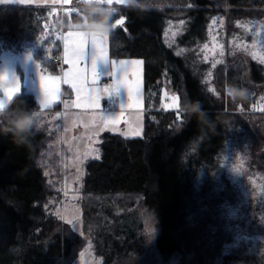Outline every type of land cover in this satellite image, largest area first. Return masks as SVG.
Returning <instances> with one entry per match:
<instances>
[{
    "label": "trees",
    "instance_id": "1",
    "mask_svg": "<svg viewBox=\"0 0 264 264\" xmlns=\"http://www.w3.org/2000/svg\"><path fill=\"white\" fill-rule=\"evenodd\" d=\"M116 7L110 23L123 21L108 33L109 55L143 61V135L101 134L98 156L85 161L79 232L48 208L58 191L41 158L56 133L44 123L23 142L13 136L8 121L39 108L32 92L14 96L0 114V264H70L87 242L102 264H264V246L212 245L203 225L220 228V222L206 221L192 198L194 180L213 166L226 141L239 131L250 134L252 117L264 119V112L247 110L264 97V65L249 63L248 78L243 65L221 64L210 88L163 39L169 20L183 19L197 34L216 12L228 20L264 13V0H136ZM50 12L49 4H0V48L32 44L40 60L44 46L60 51L53 25L61 27V14ZM42 62L53 69L51 59ZM164 76L179 95L178 110L160 104ZM227 85L246 98L234 100ZM143 218H154V237Z\"/></svg>",
    "mask_w": 264,
    "mask_h": 264
},
{
    "label": "rangeland",
    "instance_id": "2",
    "mask_svg": "<svg viewBox=\"0 0 264 264\" xmlns=\"http://www.w3.org/2000/svg\"><path fill=\"white\" fill-rule=\"evenodd\" d=\"M131 1L121 0L116 3L113 0L112 11L116 6L127 5ZM0 4H49L52 7L49 14L51 17L61 14V27L53 25L54 38L60 42V51L52 53L49 46L43 49L42 60L51 59L53 69L36 56L37 49L31 48L32 44H27L26 48L25 45L18 49L0 48V99H5L4 89L12 87L7 71L14 72L19 78L20 92H32L38 104L41 93L36 64L40 65L39 73L59 78L54 83L58 84L62 95L49 109L39 107L36 110L39 125L47 123L56 133L41 160L46 165L45 172L50 176L48 181L55 186V194L58 191L57 196L48 201L49 212H54L69 222L74 230L81 232L79 200L85 161L98 156L101 134L111 131L128 137L143 135L146 111L143 61L138 57H111L109 31L102 35L98 32L89 34L78 26L81 13L85 11L83 0H20L19 3L16 0H5ZM62 14L67 16L65 26ZM183 23V19L167 21L163 28L164 42L175 54L185 59L186 64L206 86L215 87V71L221 64L243 65L248 78L249 63L264 65V13L228 20L224 13L216 12L197 34H191L190 28L187 31ZM82 35L88 40L94 37L98 49L104 52L106 62L97 61L95 83L89 55L90 44L85 45L82 59L76 60L75 65L70 62L75 59L71 55L72 48L79 46ZM55 56H58V60H54ZM111 67L112 74L106 75ZM77 69L83 70L87 78L81 96H87L89 88L97 89L93 96L98 98L99 107H94L87 100H82L79 107L73 103L77 100V93L75 89L70 90V85L63 80L65 73ZM169 80L166 76L161 80L163 87L160 104L164 109L178 110L179 95L171 88ZM118 81L127 83H121L116 88ZM137 84L138 104L135 102ZM129 86L132 88L131 99L128 95ZM109 99L113 103L104 108L103 102ZM9 103L5 99L6 106H0V109ZM249 129L250 134L239 131L238 135L230 137L216 156L213 166L201 171L193 182L192 198L199 203L202 216L206 221L220 222V228L215 223L211 226L203 225L211 233L209 238L212 245L224 243L229 248L247 245L251 249L264 246V119L252 117ZM143 221L148 237H154V218H143ZM70 264H102V259L94 255L91 242H87Z\"/></svg>",
    "mask_w": 264,
    "mask_h": 264
},
{
    "label": "snow or ice",
    "instance_id": "3",
    "mask_svg": "<svg viewBox=\"0 0 264 264\" xmlns=\"http://www.w3.org/2000/svg\"><path fill=\"white\" fill-rule=\"evenodd\" d=\"M0 2H5V0H0ZM16 2H20V0H16ZM108 3L112 4L113 0H107ZM121 0H116V3H120ZM75 11V9H73ZM113 11H115L113 9ZM121 20H116L115 24L113 25V28H115L117 25H121ZM59 38V37H58ZM90 44L91 45V51L89 53L91 62H92V74H93V83H95V77L97 75V61H105L104 58V52L103 49H98L97 42L95 38L93 37L91 40L86 39L83 35L81 36L79 46H73L71 55L75 59L70 61L75 65L76 60L82 59L85 55V45ZM206 47V46H205ZM106 62V61H105ZM123 63V62H121ZM111 64V62H110ZM40 65L36 64V70L39 76L38 86L41 95L38 97L39 100V107L42 109H49L52 104L62 95L61 90L58 86V84H55L54 81L58 80L59 78L56 77H46L45 75L38 72ZM123 69H121L122 71ZM112 74V67L109 72L106 73V75ZM7 75L9 77L10 83L12 87L5 88V99L8 102H11L15 97H17V94L20 92V84H19V78L15 75L14 72L9 73L7 71ZM63 82L65 84L70 85V90L75 89L77 93V100L73 103L79 107L82 100H87L89 103H91L94 107H99L98 98L93 96L94 92H97L98 90L95 88H89L88 94L85 97L81 96V93L84 90V85L87 83V78L85 75V72L83 70L77 69L76 71H70L68 73H65V77ZM121 83L126 84V81H118L116 88H119ZM105 91H108V89H105ZM128 95L129 98H132V88L131 86L128 87ZM5 99H0V106H6ZM135 102L139 103V86L137 84L136 89V100ZM67 104V102H65ZM179 115V114H178Z\"/></svg>",
    "mask_w": 264,
    "mask_h": 264
},
{
    "label": "clouds",
    "instance_id": "4",
    "mask_svg": "<svg viewBox=\"0 0 264 264\" xmlns=\"http://www.w3.org/2000/svg\"><path fill=\"white\" fill-rule=\"evenodd\" d=\"M132 3H136V0H132ZM83 6L85 7V11L81 13V19L77 22L81 29L89 34L98 32L101 35L110 31L112 8L107 0H83ZM226 87L229 89L228 95L232 96L234 100H242L246 98V92L242 89L236 88L235 85H227ZM193 103L195 104V107L192 111L197 114L201 111L199 102ZM21 111L23 112V115L17 119L8 121V124L13 136L23 142L33 133V130L40 125L35 109H22ZM2 113L3 109H0V114Z\"/></svg>",
    "mask_w": 264,
    "mask_h": 264
},
{
    "label": "built area",
    "instance_id": "5",
    "mask_svg": "<svg viewBox=\"0 0 264 264\" xmlns=\"http://www.w3.org/2000/svg\"><path fill=\"white\" fill-rule=\"evenodd\" d=\"M59 56V55H58ZM58 56H55L54 60H58ZM113 101L109 99L108 101L103 102L104 108H107L109 105H111ZM247 110L251 112H264V97L258 96L255 99H253Z\"/></svg>",
    "mask_w": 264,
    "mask_h": 264
},
{
    "label": "crops",
    "instance_id": "6",
    "mask_svg": "<svg viewBox=\"0 0 264 264\" xmlns=\"http://www.w3.org/2000/svg\"><path fill=\"white\" fill-rule=\"evenodd\" d=\"M38 5H45V4H38ZM30 49V48H29Z\"/></svg>",
    "mask_w": 264,
    "mask_h": 264
},
{
    "label": "water",
    "instance_id": "7",
    "mask_svg": "<svg viewBox=\"0 0 264 264\" xmlns=\"http://www.w3.org/2000/svg\"><path fill=\"white\" fill-rule=\"evenodd\" d=\"M120 20L123 21V18H121Z\"/></svg>",
    "mask_w": 264,
    "mask_h": 264
}]
</instances>
